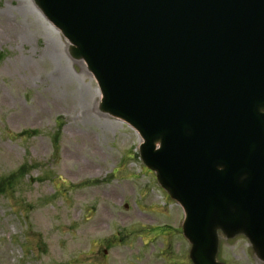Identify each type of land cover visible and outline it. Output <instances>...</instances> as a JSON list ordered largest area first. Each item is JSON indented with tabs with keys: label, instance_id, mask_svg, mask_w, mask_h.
Returning <instances> with one entry per match:
<instances>
[{
	"label": "water",
	"instance_id": "1",
	"mask_svg": "<svg viewBox=\"0 0 264 264\" xmlns=\"http://www.w3.org/2000/svg\"><path fill=\"white\" fill-rule=\"evenodd\" d=\"M36 2L139 132L194 263L217 264L215 227L264 249V0Z\"/></svg>",
	"mask_w": 264,
	"mask_h": 264
},
{
	"label": "rangeland",
	"instance_id": "2",
	"mask_svg": "<svg viewBox=\"0 0 264 264\" xmlns=\"http://www.w3.org/2000/svg\"><path fill=\"white\" fill-rule=\"evenodd\" d=\"M74 48L36 0H0V264H190L181 206ZM212 232L217 264H264Z\"/></svg>",
	"mask_w": 264,
	"mask_h": 264
},
{
	"label": "trees",
	"instance_id": "3",
	"mask_svg": "<svg viewBox=\"0 0 264 264\" xmlns=\"http://www.w3.org/2000/svg\"><path fill=\"white\" fill-rule=\"evenodd\" d=\"M53 149H57L56 139L53 141ZM11 177L0 180V193L5 192L8 188H11Z\"/></svg>",
	"mask_w": 264,
	"mask_h": 264
},
{
	"label": "bare ground",
	"instance_id": "4",
	"mask_svg": "<svg viewBox=\"0 0 264 264\" xmlns=\"http://www.w3.org/2000/svg\"><path fill=\"white\" fill-rule=\"evenodd\" d=\"M256 250H261V249H259V248H255Z\"/></svg>",
	"mask_w": 264,
	"mask_h": 264
}]
</instances>
